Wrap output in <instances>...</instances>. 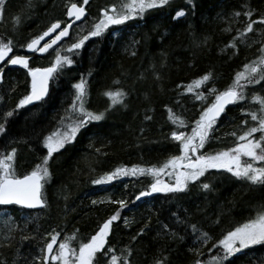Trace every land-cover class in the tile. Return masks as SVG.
I'll return each mask as SVG.
<instances>
[{"label": "trees", "instance_id": "16d2710c", "mask_svg": "<svg viewBox=\"0 0 264 264\" xmlns=\"http://www.w3.org/2000/svg\"><path fill=\"white\" fill-rule=\"evenodd\" d=\"M72 1L81 0H30L31 6L29 0H3L0 40L13 41L11 56L26 55L21 45L54 20L64 19L66 6ZM120 1L112 0L107 6ZM105 4V0H91L86 19L96 10L102 15L100 9L106 8ZM180 9L184 15L175 16ZM249 9H256L251 17L256 19L264 14V0H170L143 17L111 25L78 50L63 47L61 54L69 55L74 63L58 70L46 99L21 109L15 105L29 91L28 71L21 65L2 66L0 123L6 131L0 133V154L17 149L13 163L18 175L43 162L46 136L69 130L68 126L80 118L70 106L76 91L73 85L82 75L86 107L94 112L107 110L103 119L87 123L49 158L51 175L42 189L46 205L39 210L0 205V264H41L36 257L43 255L42 248L51 239L46 234L59 233L58 241L68 237L71 246L78 248L79 242L89 239L117 209L120 218L112 224L105 250L112 249L121 264L125 256L128 264H156L157 260L195 264L197 259L211 264L209 257L224 255L222 246L213 248V244L264 211V185L219 169L206 170L178 192H152L154 177L148 173L124 175L106 183L92 181L122 165L161 167L171 156L180 154V142L171 137V131L190 133L192 122L214 100L209 89L223 91L235 74L244 70V64L261 55L264 24L257 21V30L243 38L237 36V30L243 31L250 19L243 15ZM235 12L241 15H233ZM17 16L19 23L14 19ZM78 36L73 39L71 35L69 40L74 43ZM233 37L235 48L229 44ZM57 46L41 57L28 55L29 66H48ZM205 73H211L208 81L194 87L193 92L184 90ZM116 89L127 95L122 103L109 108L110 100L104 93ZM199 92L207 99H196ZM253 93L264 96V81L245 85V99L226 108L209 134L211 139L191 154L193 159L233 147L237 142L233 132L238 136L246 126L258 123L250 117L251 111L260 108L258 101L251 100ZM242 108L249 112H242ZM169 109L184 119L183 126L169 119ZM9 111L14 114L5 118ZM253 135L259 137L258 133ZM241 158L243 162L248 159ZM160 179L175 182L173 175L164 173ZM203 183L210 187L204 189ZM141 192L145 195L140 196ZM121 199L126 202L123 208L116 203ZM74 232L77 235L71 239ZM202 233L210 237L207 243ZM107 259L99 257L98 264H107ZM224 264H264V244L250 245Z\"/></svg>", "mask_w": 264, "mask_h": 264}, {"label": "snow or ice", "instance_id": "6c2138e0", "mask_svg": "<svg viewBox=\"0 0 264 264\" xmlns=\"http://www.w3.org/2000/svg\"><path fill=\"white\" fill-rule=\"evenodd\" d=\"M89 0H83L78 6L72 3L67 9V16L74 17L79 20L85 16L86 5ZM170 0H121L119 4H111L106 8L100 9V15L96 22L91 25L86 35H79L74 43L69 46V51L78 50L90 37H100L111 25H122L126 21L134 17H143L146 12L161 8L168 5ZM29 6L30 0H29ZM3 0H0V12H2ZM256 9H249L243 15L249 17L243 31L237 30V36L243 38L245 33L252 32L254 25L259 21L264 24V14L251 19ZM184 15V9L176 11L175 16L180 17ZM235 16L241 15L240 12L233 13ZM16 23L20 22L19 16L14 17ZM71 24L62 26L59 19L54 20L45 31L40 35L34 36L26 44L21 47L32 49L38 53H46L53 45L57 44L62 37L69 35ZM231 31V29H228ZM51 34V35H50ZM46 37H50L42 46L41 42ZM229 44L236 47V37H233ZM13 51V41L8 39L6 42L0 40V61H5L9 54ZM62 49H55V55L47 67H30L29 56L27 55H12L6 62L14 65H22L27 69L31 76V88L25 95H23L18 103L15 105L16 109H21L26 105L33 104V102L43 101L49 94V81L54 78L59 69L63 68L65 64L71 65L74 61L69 55H62ZM261 55L254 61L243 65V71L235 74V77L230 85L223 91H218L213 87L209 89V93L214 95L212 103L204 107L200 112L198 118L193 121L192 130L190 133H185L177 129H173L170 133L171 137L180 142V154L171 156L161 167L152 165L149 167L132 165L128 168L126 165L118 166L114 170L101 175L98 179L92 181L93 184L106 183L118 179L124 175H138L140 173H148L154 177L153 183L150 185L152 192H178L188 187L190 181H197L199 177L203 176L208 169H226L238 178H243L255 184L264 185V96L258 93L251 95V100L258 101L260 108L258 111H251L250 117L252 121H258L254 126H246L241 134L237 136L235 132L233 136L237 137V142L233 147L224 148L214 153H207L197 155L195 159L192 158V153H197L199 149L204 148L206 142L211 139L210 132L217 122V118L225 111V106L230 103H235L245 99L244 91L246 84H259L264 81V43L260 48ZM3 69H0L2 72ZM211 73H205L199 78L191 81L184 89L187 92H193L194 87H199L204 82L210 79ZM75 96L73 103L70 106L74 112L79 113L80 118L73 124L69 125V130L61 133L56 130L44 138V144L47 147V154L43 157V162L36 165L31 171L22 175H18L14 168V159L17 152L16 148H12L6 154H0V204H19L34 207L37 205H46L47 201L43 198L42 189L47 178H50V172L47 167L49 158L57 149L62 148L70 139L75 138L77 132L83 128L90 121H99L103 119L105 111L94 112L86 107V80L81 76V79L76 82ZM109 98L110 103L108 107L123 102L127 93L123 89L108 90L104 93ZM198 100H206L207 96L203 92L196 95ZM169 111V119L173 123L183 126L185 121L182 117L176 116L171 109ZM242 112L248 113L247 108H242ZM13 111L4 114V117H11ZM147 118V117H146ZM242 124L247 125L246 121ZM6 131L5 124L0 123V133ZM259 134L256 138L253 134ZM247 157L244 162L241 157ZM255 161L262 162L261 166H256ZM171 169V172L168 171ZM161 173L173 175L174 183H167L160 179ZM204 189H208L210 185L203 183L201 185ZM145 195L141 192L140 196ZM111 200V197H108ZM97 203V201H93ZM121 208L126 206L125 200L116 201ZM120 218L119 209L117 212L108 216L86 241L81 240L77 247H72L69 238L64 240H57L59 233L46 234L50 235L48 240L42 248V256L36 257L41 260V264H48L49 261L58 262V264H98L99 257H105L107 264H121V258L112 254V249L105 250L107 238L109 236L112 224ZM127 223V220H125ZM167 227V225H165ZM195 231V226H193ZM144 231L143 228L140 229ZM77 233H73L71 239H75ZM205 238L204 242L210 239L207 233H202ZM27 239V237H25ZM135 239V237H133ZM199 239V238H198ZM58 247L54 248V245ZM223 248L224 255L211 256L209 260L211 264H224V260L233 254L240 252L242 249L250 245L264 244V211L257 212L254 218L247 219L244 223L238 224L232 230L228 231L223 237L213 244ZM129 252L131 249L128 250ZM198 251V250H197ZM211 251V250H209ZM123 264H128L127 256L124 257ZM156 264H164L163 261L157 260ZM195 264H205L197 259Z\"/></svg>", "mask_w": 264, "mask_h": 264}, {"label": "rangeland", "instance_id": "374dc122", "mask_svg": "<svg viewBox=\"0 0 264 264\" xmlns=\"http://www.w3.org/2000/svg\"><path fill=\"white\" fill-rule=\"evenodd\" d=\"M113 1L115 2V1H117V0H113ZM109 2L112 3L111 0H108V1H107V4H105V5L107 6V5L109 4ZM120 2H121V1H120ZM97 12H98V10L94 11L93 14H91L90 17H89L87 20H85V21H83L81 24L77 25L78 27L75 28L74 32L71 34L72 37H73V39H75L77 35H81V33H83V32L85 31V29L91 27V25L94 24V23L96 22V19L99 17V14H98ZM71 35H69V37H68L64 42H62L61 44H59V46H57L55 49H57V48H61V49H63V47H65V46H70V44L72 43V42H71V39L69 40V38L71 37ZM64 43H65V44H64ZM63 44H64V45H63ZM55 49H54V51H55ZM53 55H54V54H53ZM48 59H50V57H49ZM5 62H6V61H5ZM5 65H14V64H9V63H7V62H6V63H2V64L0 65V69H2V66H5ZM242 162H243V161H242ZM256 166H257V165H256ZM258 166H261V164L258 165ZM210 175H211V174L209 173V176H210ZM235 177H236V176H235Z\"/></svg>", "mask_w": 264, "mask_h": 264}, {"label": "water", "instance_id": "95a60500", "mask_svg": "<svg viewBox=\"0 0 264 264\" xmlns=\"http://www.w3.org/2000/svg\"><path fill=\"white\" fill-rule=\"evenodd\" d=\"M82 2H83V0H82ZM77 4V3H76ZM78 5V4H77ZM71 6V4L68 6V7H70ZM79 6V5H78ZM68 7H67V9H68ZM67 9H66V19L67 20H70V24L72 25V24H74V23H77V22H80V21H82V19L85 17H81L79 20H77V19H75L74 17H68L67 16ZM85 15H86V13H85ZM68 23V24H69ZM51 35V34H50ZM50 37H46L45 38V40L44 41H42L41 42V44L42 43H44L45 41H47L48 39H49ZM64 37H62V39H63ZM61 39V40H62ZM38 46H40V45H38ZM24 51L26 52V53H28V54H32V53H35L36 55H41L42 53H38V52H35L34 50H32V49H28V48H26L25 47V49H24ZM9 56H10V54H9ZM8 59V57L6 58V60ZM5 60V61H6ZM5 61H0V64H2V63H4ZM29 82H30V84H29V91H30V88H31V76H30V74H29ZM46 98V97H45ZM38 102V101H37ZM33 103H35V102H33ZM232 103H230V104H228V105H226L225 106V108L226 107H228L229 105H231ZM222 114V113H221ZM219 118V117H218ZM217 118V119H218ZM12 204H15V203H12ZM16 205H18V206H21V207H23V208H26V209H29V210H38V209H41L42 208V206L43 205H37V206H34V207H29V206H27V205H19V204H16ZM56 245V244H55ZM55 245H54V247H55ZM52 262H54V261H52Z\"/></svg>", "mask_w": 264, "mask_h": 264}, {"label": "bare ground", "instance_id": "6f19581e", "mask_svg": "<svg viewBox=\"0 0 264 264\" xmlns=\"http://www.w3.org/2000/svg\"><path fill=\"white\" fill-rule=\"evenodd\" d=\"M61 20V22H65V20L64 19H60ZM262 207V206H261Z\"/></svg>", "mask_w": 264, "mask_h": 264}]
</instances>
